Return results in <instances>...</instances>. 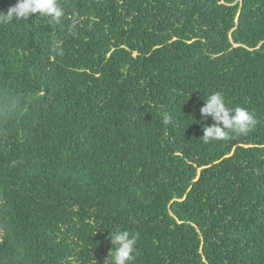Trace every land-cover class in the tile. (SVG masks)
<instances>
[{"label":"trees","instance_id":"obj_1","mask_svg":"<svg viewBox=\"0 0 264 264\" xmlns=\"http://www.w3.org/2000/svg\"><path fill=\"white\" fill-rule=\"evenodd\" d=\"M59 2L0 24V264H104L119 230L133 264H264V0ZM215 91L247 134L203 142Z\"/></svg>","mask_w":264,"mask_h":264},{"label":"clouds","instance_id":"obj_2","mask_svg":"<svg viewBox=\"0 0 264 264\" xmlns=\"http://www.w3.org/2000/svg\"><path fill=\"white\" fill-rule=\"evenodd\" d=\"M47 18L53 23H60L65 16V10L59 0H17L6 13H0V24H10L14 20H28L33 14ZM204 118L210 117L212 123L203 127L202 139L204 143L226 140L230 133L247 134L256 124L253 113L248 109L236 106L229 107L224 95L219 92L207 94V98L200 108ZM169 118H165L168 123ZM112 249L109 252L107 264H133L135 260L138 234L128 230L111 232Z\"/></svg>","mask_w":264,"mask_h":264}]
</instances>
